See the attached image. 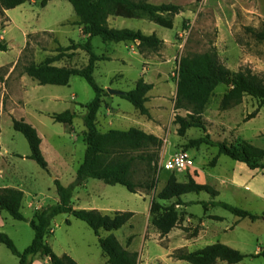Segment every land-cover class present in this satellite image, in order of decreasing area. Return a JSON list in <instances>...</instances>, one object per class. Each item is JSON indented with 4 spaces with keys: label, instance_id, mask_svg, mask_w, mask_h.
Masks as SVG:
<instances>
[{
    "label": "rangeland",
    "instance_id": "rangeland-1",
    "mask_svg": "<svg viewBox=\"0 0 264 264\" xmlns=\"http://www.w3.org/2000/svg\"><path fill=\"white\" fill-rule=\"evenodd\" d=\"M131 1L152 5L173 4L179 7V13L173 16L160 13L172 21L171 29L156 25L148 16L135 19L109 17L108 24L111 27L139 30L146 35L154 33L162 40V45L157 51H145L140 56V53H132L130 49L132 45L138 51L137 42H105L95 36L91 39L92 49L106 59L97 62L93 77L99 86L106 85L109 89L125 92L134 87V81L141 78L145 70L143 74L154 88L147 95L146 107L150 116L140 115L119 95L108 94L102 98L96 124L102 132L109 129L126 130L138 125L160 139L157 147L148 148L149 156L153 158L151 166L145 162L136 163L132 176V181L141 182L151 173L156 179V187L147 193L138 192L145 194L143 201L138 193H130L121 185H108L88 179L85 185L76 187L74 191L77 190L79 195H88L90 199H86L83 204L73 201V205L86 207L91 205L87 204L91 200L94 207L103 210L107 207L131 209L135 216L113 234L122 246L146 251L147 257L158 256L156 258L162 262L168 257L165 251L196 248L201 245V237L211 230H218L221 241H226L228 237L239 238L246 242L243 252L253 254L258 236L264 245L262 219L254 222L239 219L219 206H209L208 211H205L202 204L198 203L214 200L235 206L238 202L231 200L229 195L219 197L218 194L216 198H211L205 192L182 195L180 199L184 204L177 206L181 219L163 237L152 226V215L146 213L144 208L148 199H152L162 189L171 173L175 174L178 181H185L187 172L164 168L166 161L178 152L188 153L193 159L195 170L204 169L222 176L228 171L229 165L233 163L229 157L220 155L214 166L215 162L211 161L217 155V148L206 145L191 147L188 145L190 140L209 134L213 140L232 143L236 136L250 137L255 128L264 131V105L262 117L248 124H243L239 115L234 114L242 110L240 108L243 106L248 107L243 110V115L246 111L250 113L257 105L255 99L245 96L239 106L220 109V99L228 89L222 84L214 89L205 106L202 116L205 132L189 128L181 136L177 133L178 126L174 124L176 114L185 115L184 110L174 107L177 60L180 56L212 51L217 62L227 70L237 71L248 67L264 77V42L255 40L247 31L249 28H263L264 0ZM6 15L8 19L4 12H0V30L4 29L3 36L9 47L7 51H0V186L8 183L5 182L8 176L19 174L21 180L15 183H22L36 196L38 202L49 205L53 201L48 197L55 193L53 178H57L64 186L70 184L75 178L77 166L83 160V106L93 99L94 92L79 76H71L64 86L39 85L22 72V67L31 62L39 64L55 56L53 65L82 67L87 63V54L79 48H65L85 42L86 37L81 26L76 24L77 18L66 0H51L44 7L40 6V0H27L9 9ZM65 110L76 112L71 127L50 118L52 113ZM12 118L23 119L42 137L51 166L49 173L26 157L30 152L29 146L23 135L12 128ZM238 125L239 132L233 135L232 130H236ZM58 166H62V171H59ZM21 211L25 216L30 215L27 209L22 208ZM214 216L222 219L215 220ZM1 220L0 232L5 233L18 250L30 244L33 231L27 222L16 221L5 212ZM235 221L236 229L229 232L226 227ZM51 228L52 234L47 242L54 253H70L82 264L86 261L89 264H105L97 237L83 221L69 214H60L52 220ZM105 235L102 231L101 236ZM0 261L2 264H16L17 258L0 244ZM31 264L46 263L37 254L32 257ZM237 264H264V258L246 257Z\"/></svg>",
    "mask_w": 264,
    "mask_h": 264
},
{
    "label": "trees",
    "instance_id": "trees-1",
    "mask_svg": "<svg viewBox=\"0 0 264 264\" xmlns=\"http://www.w3.org/2000/svg\"><path fill=\"white\" fill-rule=\"evenodd\" d=\"M26 1L0 0V12L13 9ZM49 1L51 0H40V6H46ZM66 1L72 6L77 18L76 24L81 26L86 40L65 49H81L87 54V63L82 67L56 66L53 65L57 57L55 56L39 64L28 63L22 67V72L39 85L64 86L68 84L71 76H79L93 90V99L84 105L86 113L83 116L85 127L83 160L70 184L64 186L57 178H53L57 202L35 210L30 219H27L21 211L23 192L15 188L0 187V212L7 213L16 221L27 222L33 231L30 244L21 251L2 232H0V244H3L17 258V264H31L32 257L37 254L47 258L49 264H78L66 254L54 253L46 241L51 235L52 220L60 214H69L83 221L92 230L107 264H138V253L122 246L113 234L131 220L132 212L115 211L106 214L98 210L75 209L71 205L74 189L82 186L88 179H96L108 185L118 184L130 193H147L156 187V179L151 173L147 174L141 182L132 181V176L136 163L145 162L147 166H151L153 158L149 156L148 148L157 147L160 139L135 127L101 132L96 125V115L101 107L102 98L109 93L100 87L93 77L95 63L106 58L98 56L93 51L91 39L99 36L105 42H137V50L140 54L145 51H157L162 45V40L156 34L146 35L139 30L114 28L108 24V18L135 19L148 16L156 25L171 29L172 21L162 17L160 13L173 16L179 13V7L173 4L152 5L131 0ZM247 31L255 40L264 42V26L261 30L249 28ZM7 49V44L0 40V51H7ZM221 84L228 87L220 99L221 110L239 105L245 96H249L257 101V107L245 117L246 120L253 118L258 109L264 105V77L262 75L251 71L248 67L229 71L217 62L216 55L212 51L180 56L177 60L174 107L176 110H184L185 115L176 114L174 117V124L178 126L179 135H184L189 128H198L205 132L203 112L210 95ZM151 89L152 84L139 78L132 89L122 92L119 96L128 101L140 115L149 117V110L145 103ZM75 117L76 114L69 110L50 115L54 122L63 123L67 127L72 126ZM11 123L12 128L20 132L27 141L30 151L27 158L49 173L47 161L40 149L41 139L36 129L23 119L12 118ZM188 145L191 147L206 145L217 148V155L211 163L216 162L219 155H225L231 160L244 163L251 170L264 169V150L247 141L231 144L225 140H213L209 134H204L190 140ZM200 192L207 193L211 198L218 195L212 186L197 183L188 172L185 181H178L173 173L169 175L162 189L153 195L149 208V213L152 215L151 224L160 236L167 235L179 223L181 217L177 206L184 204L180 197L188 193L198 194ZM172 199L174 202L170 203ZM198 203L202 204L204 210L208 206H219L239 219H248L251 222L264 220V215L253 214L226 202L211 200ZM214 219L221 220L222 218L214 216ZM66 223L68 224V221ZM102 231L106 233L105 236H101ZM259 256L264 258V250L257 254L245 255L219 242L191 252L176 249L171 255L173 259L183 260L189 264H217L219 261L237 264L246 257Z\"/></svg>",
    "mask_w": 264,
    "mask_h": 264
},
{
    "label": "crops",
    "instance_id": "crops-1",
    "mask_svg": "<svg viewBox=\"0 0 264 264\" xmlns=\"http://www.w3.org/2000/svg\"><path fill=\"white\" fill-rule=\"evenodd\" d=\"M7 11L8 10L3 11L5 17H7V15H6ZM7 19H8V17H7ZM3 34H4V29L0 30V40L5 42V38H4ZM7 48H9L8 44H7ZM130 49H131L132 53H137V54L139 53L138 51L134 50L132 45H131ZM138 55L141 56V54H138ZM98 56H101V55H98ZM97 62H99V61H97ZM97 62L95 63L94 71L96 70ZM126 64L130 65L129 63H126ZM144 72H145V70L142 71V73H141L142 77L141 78H143V80L146 83L151 84V81L148 80L147 76H144V74H143ZM136 81H134V85H135ZM100 87L105 89L107 86L103 85ZM107 88H109V87H107ZM152 89H154V88H152ZM239 105H237V106H239ZM145 106H146V103H145ZM256 107H257V105H256ZM256 107H253V110L251 112H253ZM83 108H84V106H83ZM247 108L248 107L243 106V108H240L242 110L235 111L236 113H234L236 115H239V117L244 121L243 124L251 123V122L255 121L256 119H259L260 117H262V108L263 107L261 106L253 118L245 120V117L251 113V112L249 113L248 111H246V114L243 115V113H244L243 110L244 109L246 110ZM73 113L76 114V112H73ZM85 113H86V110H85ZM85 113H84V115H85ZM136 126H137L136 128H139V129L145 131L146 133H150L149 131L147 132L146 128L139 127L138 125H136ZM239 127L240 126L238 125L236 130H232L233 135H235L236 133L239 132ZM84 131H85V129L81 132L82 140H83ZM222 136H224V138H225V135H222ZM39 137L41 139L40 149H41V151H42V153H43V155L47 161L48 169L50 171V167H51L50 161H49V158L46 156V153L44 151L43 139L40 135H39ZM240 141H247L248 143L264 150V131H262V128H255L252 130V134L250 135V137H243V135L242 136H236V138L233 139L231 144H237ZM219 156L217 157V159L219 158ZM26 157H27V155H26ZM217 159H216V162L214 163V166L217 163ZM232 161H233V163L231 165H229L228 171L225 173L224 176L205 171L204 169H202V170L196 169L195 170L194 167H192V169L188 173L194 178V180L197 183L207 184V185L212 186L218 192L219 197L222 195H229L231 200H233L234 202H238V203H235L236 207L247 210L251 213L253 212V213H259L261 215H264V169L251 170L244 163L234 161V160H232ZM64 164H66V163H64ZM78 166H77V168H78ZM77 168H76V170H77ZM58 169H59V171H62L63 168H62V166H58ZM7 178L8 179H5V182H8V183L1 185L0 187L15 188V189H19L20 191L23 192L24 198H23L21 209L24 208L30 212L29 216H25V214H24V216L27 219H30L32 217L35 210L39 209L42 206H45V204L37 201L36 196H33V194L29 191L28 187L24 186L22 183L20 185L15 183L16 181L21 180V176H19V174H12V175L8 176ZM78 193L79 192L77 190L73 191V196L71 198V205L75 209L99 210V211L109 212V213H113L115 211H129V212L133 213V217L135 216V212L132 211L131 209L124 210L122 208L107 207V209L103 210L101 208L94 207V205H92L91 200H89V203H87V204H91V205H86V207H82V208L76 207L75 205H73V201L74 202L77 201V202H79V204L80 203L83 204L86 201V199L87 200L90 199V197L88 195L83 196L82 194L79 195ZM138 194H139V197L142 198L144 201L145 200V198H144L145 194H142V193H138ZM48 198L51 201H53V203L57 202L56 191L54 194H51ZM209 201H211V200H209ZM209 201H206V202H209ZM150 202H151V199H148L147 205L144 208L146 213L149 212ZM208 207H207V209H205V211H208ZM109 213H107V214H109ZM2 214H3V212H0V228L2 227V223H1L2 222V220H1ZM263 222H264V220H263ZM236 225H237V222L235 221L231 226H229V227L227 226L226 228L228 229L229 232H230V230L234 231L236 229V227H235ZM218 233H219L218 230H211L210 232L207 231L205 236H203V238L201 237V239H202L201 245H199L196 248H189L188 247V250H186V251L191 252V251L203 248L206 245H210V244H214V243L219 242V243L228 245L229 247H232L234 249H237L243 254H252L251 252H249V253L243 252V250H246L245 249V247H246L245 243L246 242H242L239 238L234 239L232 237H228L226 239V241H221L219 239ZM51 234H52V228H51ZM32 237H30L31 240H32ZM257 240H258L257 241L258 244L255 245V247L253 249V254H257L261 250H264V245L262 244L260 236H258ZM46 241H47V239H46ZM125 248L128 249L129 251H135L138 253V264H189L186 261L176 260V259H173L171 257L173 251H175L176 249H179V248H175L171 251L170 250L165 251V253L167 254L166 256H168V257L165 258L164 262H162L161 260L156 258L158 256H156L155 258L147 257L146 251L142 252L140 249H135V248H131V247H129V248L125 247ZM63 254L70 256L78 264H82V263H79L77 261V259L72 257L70 255V253H67V252L57 253V255H63ZM160 257H162V256H160ZM102 258L104 260V263L107 264L106 259L103 255H102ZM43 262L46 264H49L48 259L44 258V257H43ZM0 264H2L1 261H0ZM85 264H89V262L86 261ZM217 264H227V263L219 261V262H217Z\"/></svg>",
    "mask_w": 264,
    "mask_h": 264
},
{
    "label": "built area",
    "instance_id": "built-area-1",
    "mask_svg": "<svg viewBox=\"0 0 264 264\" xmlns=\"http://www.w3.org/2000/svg\"><path fill=\"white\" fill-rule=\"evenodd\" d=\"M193 165V159L188 153L181 151L174 154L168 161H166L164 168L176 172H189Z\"/></svg>",
    "mask_w": 264,
    "mask_h": 264
},
{
    "label": "water",
    "instance_id": "water-1",
    "mask_svg": "<svg viewBox=\"0 0 264 264\" xmlns=\"http://www.w3.org/2000/svg\"><path fill=\"white\" fill-rule=\"evenodd\" d=\"M107 92L111 95H120L122 92L118 90H113V89H107Z\"/></svg>",
    "mask_w": 264,
    "mask_h": 264
}]
</instances>
